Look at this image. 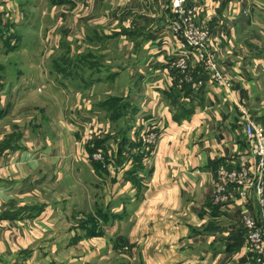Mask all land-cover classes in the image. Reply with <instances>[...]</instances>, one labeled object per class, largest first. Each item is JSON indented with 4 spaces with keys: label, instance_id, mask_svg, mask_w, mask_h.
<instances>
[{
    "label": "crops",
    "instance_id": "1",
    "mask_svg": "<svg viewBox=\"0 0 264 264\" xmlns=\"http://www.w3.org/2000/svg\"><path fill=\"white\" fill-rule=\"evenodd\" d=\"M9 1L0 0V35L4 38L13 32L19 44L17 50L21 47L20 50L25 48L46 56L65 51L64 47L74 53L80 51L77 45L73 49L67 34L59 31L63 25L61 19L67 17L71 21L73 15L76 20L75 11L82 7L85 10L86 4L92 0H13L16 2L15 11L10 13L6 7L3 12L4 3ZM170 1L111 0L103 10V16L107 17H102L104 19L99 22L106 21L115 30L128 31L127 35H139L140 26L146 20L149 22L144 26L150 28L153 36H163L161 25L166 27ZM195 1L201 10H206L203 13L206 18L214 21L211 33L215 36L212 38L218 66L229 85L213 80L214 83L211 79L207 81L208 75L199 76L202 69L199 64H195L196 68L192 70L193 81L197 84L192 91L171 95V74L170 79L157 77L153 81L152 92L156 88V94L152 93L150 102L153 107L147 112V120H151L152 128L159 126L161 138L152 146L148 157L153 169L146 191H150L153 185L161 186V207H133L139 204H134L138 187L130 180L132 207H124L116 214L111 223L113 236L107 237V241L104 236L97 237L105 241L107 248L104 245L96 247L98 260H93L92 264H100L107 257L106 253H125V250L129 257L121 256L126 264H256L247 249L241 220L237 218L244 206L234 200L219 203L214 197V187L220 165L238 167L240 157L248 155L252 140L244 132L246 122H255L264 132V40L250 38L254 26L264 35V0ZM210 8L214 10L211 12ZM9 16L13 17L12 28L3 27L1 23L8 21ZM125 20L132 23L126 26ZM102 34L106 38L110 35L105 31ZM10 37L9 42H13V36ZM24 37L32 40L36 37L38 45L34 40L32 43L24 40ZM154 39L150 47L142 46L144 54L138 64H147V58L150 61L165 58L163 47L160 42L155 43L157 38ZM159 47L162 50L154 49ZM55 56L58 61L44 64L43 71L47 73L41 76V83L58 81L72 88L70 85L78 83L76 76L69 75H74L72 69L77 62L63 64L65 61ZM52 70L54 72L50 74ZM141 80L143 76L136 74L134 82ZM86 89H89L87 75L79 82L78 91ZM5 90H0V262L89 264L92 258L89 252L76 245L72 236L62 235L56 229L53 208L36 202L37 167L24 153L22 142L16 140L14 147L8 142L1 143L7 131L6 125L2 124L6 108L3 105L8 102ZM184 93L186 97L182 96ZM174 98L176 102L172 103ZM184 100H192L191 110L195 108L189 120L178 118L177 108L189 106ZM248 160L249 170L253 173L254 161ZM143 164L148 163L142 161ZM144 166L137 173L143 174L147 168ZM247 195L248 211L259 217L260 206L254 190L250 189ZM146 200L154 202L150 201L149 192ZM126 224L132 229L128 234ZM191 227L195 230L189 231ZM73 248L78 253L74 254ZM66 251L69 256L62 257Z\"/></svg>",
    "mask_w": 264,
    "mask_h": 264
},
{
    "label": "rangeland",
    "instance_id": "2",
    "mask_svg": "<svg viewBox=\"0 0 264 264\" xmlns=\"http://www.w3.org/2000/svg\"><path fill=\"white\" fill-rule=\"evenodd\" d=\"M110 1L92 0L86 4L85 10L82 7L79 8L80 11H75L78 15L76 20L72 14L71 21L67 17L61 19L64 26L59 31L63 35L67 34V39L73 43V49L75 45L80 47V51L76 53L65 47L62 48L65 51H58L50 56L25 48L20 50L21 47L17 50L19 44L13 32L10 33L14 38L11 40L13 42H9L12 37L2 38L0 35V90L6 89L7 95H4L8 101L3 105L6 108L2 124L6 125L7 131L1 143L8 142L10 147H14L16 140L22 142L24 153L37 167L34 188L36 202L53 208L52 217L55 219L56 229L62 235L72 236L76 245L89 252L92 256L89 264L98 260L95 256L98 245L107 248L105 241L98 240L97 237L104 236L107 241V237L113 236L111 223L116 214L122 212L124 207H132V198L129 197V194H133L129 189L130 180L138 187L134 204H139L133 207H161V186L153 185L150 191H146V183L153 169L148 157L152 146L161 138L159 126L152 128L151 120H147V112L153 107L150 102L152 93L156 94V88L152 92L151 84L157 77L170 79L171 74V95L192 91L193 87H197L192 75V70L196 68L194 57L189 55L186 58V69L182 70L177 66V61L181 58L178 53L181 50L178 47L180 37L170 26L171 1L166 14V27L165 24L161 25L164 37L153 36L149 32L150 28L144 26L149 22L146 20L140 26L142 31L139 35H127L128 31L115 30L106 21L100 23L104 19L102 17H107L103 16V10ZM70 5L76 6L77 3ZM190 5L191 1L188 0L187 6ZM6 7L8 12H14L16 2H5L3 12ZM213 10L210 8L211 12ZM201 11L194 17V21L197 27L209 30L210 38L205 42L209 44L211 37H215L211 33L214 21L208 20L203 14L206 10ZM11 18L13 17L9 16L8 21L1 25L12 28ZM131 23L128 20L124 22L126 26ZM73 29L75 32H71ZM138 29L140 28L135 30ZM104 31L110 34L107 35L108 38L105 34L101 35ZM251 32L250 38L254 41L264 40L263 33L256 26ZM153 37L158 39L155 43L160 42L163 47L165 58H160V61H150L147 58V64L142 66L138 64L140 56L144 54L142 46L145 44L144 48L150 47L155 40ZM24 40L30 43L34 40L38 45L36 37L33 40L31 37H24ZM154 49L162 50L160 47ZM208 50L214 53V61L219 68L216 49L209 45ZM55 55L65 61L63 64L77 62L72 69L74 75H69L76 76L75 81L78 83L70 85L72 88L59 84L62 82L58 81L54 84L41 83V76L47 73L43 71L44 64L47 61L49 64L58 61L55 60ZM198 66L202 68L201 71L198 68L199 76L208 75L207 81L214 80L203 65ZM219 71L221 72L220 68ZM53 72L54 70L50 71V74ZM136 74L138 77L143 76V80L134 82ZM221 74L223 75L222 72ZM85 75L89 77V89L79 92V82ZM182 96L186 97V94ZM184 101L189 106L177 108L178 118L189 120L195 108L191 110L192 100ZM171 102H176V99ZM141 161L148 163L143 164L147 166L142 171L143 174L137 173L136 168ZM228 189L234 191L233 200L240 202V185L234 184ZM148 192L150 201L154 202H147ZM118 207L121 208L117 210ZM243 215L242 207V213L237 217L241 220L242 231ZM126 225L128 234L132 229L130 225ZM191 230L195 228L191 227L189 231ZM75 248L74 254L78 253L74 251ZM68 251L63 252L62 257L69 256ZM116 252L106 253L107 257L100 264H126L121 256L127 257L126 250L125 253ZM252 259L254 260L253 256Z\"/></svg>",
    "mask_w": 264,
    "mask_h": 264
},
{
    "label": "built area",
    "instance_id": "3",
    "mask_svg": "<svg viewBox=\"0 0 264 264\" xmlns=\"http://www.w3.org/2000/svg\"><path fill=\"white\" fill-rule=\"evenodd\" d=\"M171 0L172 17L171 28L179 35L180 42L178 51L181 58L177 66L182 70L186 69V58L189 55L194 57L195 64L203 65L211 74V77L225 85H229L226 78L221 74L214 61V53L208 50L211 45L214 49V41L211 37L209 44V30L198 25L194 17L200 12L201 7L195 0ZM215 51V50H214ZM216 54V53H215ZM244 132L252 140L248 148V155L240 157L238 167L222 164L217 171L214 197L219 203H226L233 200L234 191L228 187L239 184L241 189L238 200L243 207V232L245 234L247 249L251 252L258 264H264V132L260 125L247 121L244 125ZM249 158L254 161L253 173L249 170ZM254 190L259 207V217L248 211V191ZM1 264V262H0Z\"/></svg>",
    "mask_w": 264,
    "mask_h": 264
},
{
    "label": "trees",
    "instance_id": "4",
    "mask_svg": "<svg viewBox=\"0 0 264 264\" xmlns=\"http://www.w3.org/2000/svg\"><path fill=\"white\" fill-rule=\"evenodd\" d=\"M136 168H137L138 170H140V169L143 168L142 161H141V164L138 163V166H136Z\"/></svg>",
    "mask_w": 264,
    "mask_h": 264
}]
</instances>
